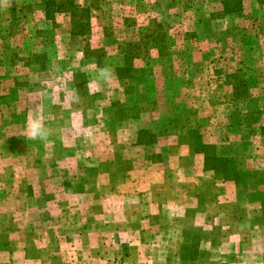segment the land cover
Wrapping results in <instances>:
<instances>
[{
    "label": "rangeland",
    "instance_id": "1",
    "mask_svg": "<svg viewBox=\"0 0 264 264\" xmlns=\"http://www.w3.org/2000/svg\"><path fill=\"white\" fill-rule=\"evenodd\" d=\"M48 1L0 0V264H264V0ZM93 60L115 79L88 96ZM54 65L71 108L39 94Z\"/></svg>",
    "mask_w": 264,
    "mask_h": 264
},
{
    "label": "clouds",
    "instance_id": "2",
    "mask_svg": "<svg viewBox=\"0 0 264 264\" xmlns=\"http://www.w3.org/2000/svg\"><path fill=\"white\" fill-rule=\"evenodd\" d=\"M53 70L55 75L52 79L45 82L39 94L46 97L50 108H71V105L78 103L81 99L77 89H69L67 87L68 82L75 76L72 66L70 65L67 68L56 71V66L54 65ZM80 71L88 77L86 83L88 96H93L101 92L105 86L110 85L115 79V72L111 66L107 64L99 66L94 60L82 66ZM52 118L53 113L48 112L45 115L43 106L37 104L27 115L24 125L25 136L29 140L40 141L47 145L50 137L54 134V129L49 123ZM61 132L70 137L80 138L85 143L91 141V136L83 128L80 122V113L76 109H72L69 112V117Z\"/></svg>",
    "mask_w": 264,
    "mask_h": 264
},
{
    "label": "trees",
    "instance_id": "3",
    "mask_svg": "<svg viewBox=\"0 0 264 264\" xmlns=\"http://www.w3.org/2000/svg\"><path fill=\"white\" fill-rule=\"evenodd\" d=\"M52 3L54 6L57 4L56 0L48 1L47 4L50 7V5H52ZM223 4H224V13L226 16L240 14L244 11L243 0H227V1H224ZM74 5H75L74 2H68L65 4L61 3L59 5L58 11H62L64 8H67L68 10H71L75 13ZM48 6H47V10L49 9ZM76 10L80 11V13L82 14V18H84L86 20V24L81 23V24H79V27H78L80 35H85L89 32V29H90V11L87 9L82 10V9L78 8L77 6H76ZM74 16H76V15H74ZM246 92L247 91L245 90L244 93L246 94ZM237 96H239V94H237ZM221 163H222V161H221ZM223 163H225V161ZM226 169L228 170V167H226V166L222 167L223 172Z\"/></svg>",
    "mask_w": 264,
    "mask_h": 264
},
{
    "label": "crops",
    "instance_id": "4",
    "mask_svg": "<svg viewBox=\"0 0 264 264\" xmlns=\"http://www.w3.org/2000/svg\"><path fill=\"white\" fill-rule=\"evenodd\" d=\"M217 151H218V149H217ZM199 156H201V155H199ZM217 156L220 157L218 154H217ZM203 162L205 163V158L204 157H203ZM204 163H203V166H204ZM203 170H204V172L206 174H213V176L216 175L218 177V175L215 172L211 171V170L205 171V167H203ZM222 182H224V186H226V185L227 186H232L233 188L240 187L239 184H237L235 182H232V181H222ZM235 197L238 199L237 192L235 193V195L234 194L231 195V198L234 199ZM253 204H254V207H257V211H258L257 216H259V215L261 216L262 213H263L261 203L260 202H258V203L254 202ZM258 204H259V206H258ZM247 206L251 207L252 205L251 204H247Z\"/></svg>",
    "mask_w": 264,
    "mask_h": 264
}]
</instances>
